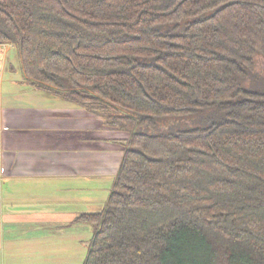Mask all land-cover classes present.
Listing matches in <instances>:
<instances>
[{"label": "trees", "instance_id": "16d2710c", "mask_svg": "<svg viewBox=\"0 0 264 264\" xmlns=\"http://www.w3.org/2000/svg\"><path fill=\"white\" fill-rule=\"evenodd\" d=\"M23 80L127 132L82 264H264V0H0ZM214 108L204 127L163 117Z\"/></svg>", "mask_w": 264, "mask_h": 264}, {"label": "crops", "instance_id": "0c3cea01", "mask_svg": "<svg viewBox=\"0 0 264 264\" xmlns=\"http://www.w3.org/2000/svg\"><path fill=\"white\" fill-rule=\"evenodd\" d=\"M12 51L0 45V263H46L55 232L82 235L75 218L102 208L127 135L26 84Z\"/></svg>", "mask_w": 264, "mask_h": 264}, {"label": "rangeland", "instance_id": "374dc122", "mask_svg": "<svg viewBox=\"0 0 264 264\" xmlns=\"http://www.w3.org/2000/svg\"><path fill=\"white\" fill-rule=\"evenodd\" d=\"M11 59L18 64L16 51L13 49ZM243 86L251 91L264 93V58L260 55L256 57V69L246 79L242 80ZM221 119V115L214 108H208L194 115L184 117H163L158 120L156 126L152 129L140 128L138 131L157 134L165 132H174L178 130H186L198 127H204L210 123L217 122ZM122 135H128L127 132H121ZM119 157L115 158V165L120 161ZM87 226L82 235L75 238L69 237L70 232H55L56 235L48 242V260L46 263L35 264H82L87 250V243L91 236V225L87 223H76ZM1 264V263H0ZM3 264V263H2ZM4 264H14V261H7ZM27 264V263H17Z\"/></svg>", "mask_w": 264, "mask_h": 264}]
</instances>
